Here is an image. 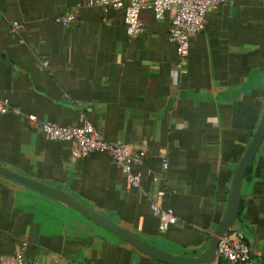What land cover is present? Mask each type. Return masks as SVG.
<instances>
[{
  "label": "crops",
  "instance_id": "crops-1",
  "mask_svg": "<svg viewBox=\"0 0 264 264\" xmlns=\"http://www.w3.org/2000/svg\"><path fill=\"white\" fill-rule=\"evenodd\" d=\"M79 0H0V164L62 188L156 246L198 256L225 215L233 177L264 111V0L212 5L191 34L186 71L176 69L171 13L141 10L130 35L122 8L84 5L64 26L54 17ZM14 22H17L16 26ZM46 61V62H45ZM37 122L91 121L109 140L145 148L144 174L129 185L107 152L72 156ZM163 156L168 166H163ZM165 189L177 222L161 230L148 194ZM233 227L264 254V137L242 180ZM175 264L66 202L0 173V264ZM205 264H217L213 261Z\"/></svg>",
  "mask_w": 264,
  "mask_h": 264
},
{
  "label": "built area",
  "instance_id": "built-area-1",
  "mask_svg": "<svg viewBox=\"0 0 264 264\" xmlns=\"http://www.w3.org/2000/svg\"><path fill=\"white\" fill-rule=\"evenodd\" d=\"M227 0H79L73 6L67 8L62 13L57 14L54 20L64 26L75 21L84 5H99L103 9L109 7L122 8L124 12V22L130 35H137L143 28L141 10L145 6H150L155 11V16L161 18L169 11L171 21L169 27V39L176 44L178 59L176 69L186 71V57L190 47V38L193 32L200 30L205 21V15L209 7L215 4L226 2ZM14 22L13 26H16ZM46 62V61H45ZM20 112L16 107H12L7 96L0 94V112L8 111ZM49 139H58L69 142L72 156H85L89 152L98 150L107 152L112 160L118 163L126 177L129 185H139L144 174L152 176L156 181V175L150 168L143 169L145 148H133L129 142L124 140H109L101 131L86 117L81 116L75 123H59L53 120H42L37 122L34 115L28 116ZM163 166H168L167 156H163ZM165 189L157 187L148 194L149 204L152 212L158 218V226L161 230L167 229L177 222L178 215L173 206L164 203ZM27 241H23L16 250L15 260L17 264H26L22 257V248ZM218 260L223 259L224 264H264V254L255 253L252 245L247 241L244 233L236 228L221 236L217 247ZM30 264H43L39 260H34ZM51 264H61L54 261ZM72 264H87L78 260Z\"/></svg>",
  "mask_w": 264,
  "mask_h": 264
},
{
  "label": "water",
  "instance_id": "water-1",
  "mask_svg": "<svg viewBox=\"0 0 264 264\" xmlns=\"http://www.w3.org/2000/svg\"><path fill=\"white\" fill-rule=\"evenodd\" d=\"M263 137H264V111L257 125V128L253 134V137L235 170L228 209L225 215L220 220L219 224L215 227L207 251L198 256H183L180 254H175L173 252L164 250L156 246L155 244L139 236H136L131 231L121 226L119 223L101 214L99 211L91 208L81 199L70 194L69 192H67L62 188L56 187L39 179L26 176L2 164H0V173L8 177H11L17 181H20L22 183H25L29 186H32L36 189H39L51 196H54L66 202L67 204L75 207L77 210L83 212L90 218L106 226L107 228H109L110 230L121 236L123 239L132 243L137 248L143 250L144 252L152 256H155L159 259L172 262L175 264H205L218 260L217 247H218L219 239L221 236L227 234L232 229L233 222L239 216V211L242 202V191H241L242 180L243 177L245 176L247 168L250 165L251 160L255 156L256 151L263 140Z\"/></svg>",
  "mask_w": 264,
  "mask_h": 264
},
{
  "label": "trees",
  "instance_id": "trees-1",
  "mask_svg": "<svg viewBox=\"0 0 264 264\" xmlns=\"http://www.w3.org/2000/svg\"><path fill=\"white\" fill-rule=\"evenodd\" d=\"M224 263H225V261L220 258L219 261H218V264H224Z\"/></svg>",
  "mask_w": 264,
  "mask_h": 264
}]
</instances>
